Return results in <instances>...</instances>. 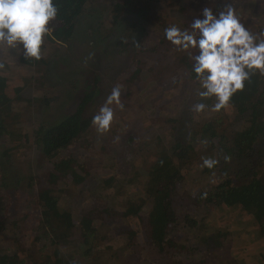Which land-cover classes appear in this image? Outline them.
<instances>
[{"label":"trees","instance_id":"16d2710c","mask_svg":"<svg viewBox=\"0 0 264 264\" xmlns=\"http://www.w3.org/2000/svg\"><path fill=\"white\" fill-rule=\"evenodd\" d=\"M97 1L53 0L58 7V15L51 25L50 37L64 47L77 38L81 22L85 18L94 19L90 26L93 31L83 32L84 35H90V38L94 37L83 50L85 56L93 62L94 70L87 71L86 89L81 95L77 94L73 109L58 120L41 121L30 130L22 131L19 127L24 122L25 114L18 111L19 104L24 107L28 104L29 109L31 106H39L40 113L43 114L53 104L58 106L61 96L54 91L55 98H50L49 92L36 99L26 98L23 97L22 89H19L17 95L22 97H15L13 94L10 97L5 91L6 79L0 77V140L4 145L0 147V242L11 231L16 232L19 227L29 224L31 210L39 211L31 218L34 221L31 230L33 240L22 243L16 239V247L13 242L7 245L4 242L0 247V264H27L29 260L31 264H75L71 260H60L61 256L57 255L42 258L41 254L47 250L62 253L67 251V256L77 252L90 261L94 258V264H99L95 247H102L114 239L117 244L124 246L123 250L128 252L129 260L143 259V252L148 247L156 252L161 264H219L206 258L209 248L216 245L221 255L223 249L219 243L223 244L225 238L231 239L235 233L240 235L238 228L246 223L254 221L264 230V176L261 173L264 169V75L257 72L251 76L245 82L244 90L238 91L230 99L228 107L232 109V119L237 123L235 130H224L221 127L222 119L210 120L198 125L188 135V141L175 139L170 148L159 147L156 155L149 161L150 153L142 154L145 160L141 168L133 159L140 153L138 135H129L130 128L122 129L125 125L117 122L121 119L115 113L116 119L106 134L115 139L122 134L121 143H125L124 149L127 150L123 154L119 153V156L123 155L124 162L132 169H120L118 173L107 172L100 175L98 169L92 168L103 166L102 158L114 166L116 155L111 149L112 139L104 144L99 142L92 118L105 103L114 86H123L122 89L127 91L126 99L133 98L135 91L144 89L145 85L146 90L153 86H156L154 90H158L169 85V76H174L179 83L181 78L185 82L195 83L199 89L197 93L203 89L196 80L194 62L189 59L188 53L178 50L164 35V30L171 25H176L181 30H191L190 23L176 19L162 24L163 31L151 47L146 49L141 44L135 49L131 40L138 29L145 31L147 26L148 20L137 14L143 13L132 9L129 0L117 1L110 12L102 11L99 7L106 6ZM221 1L213 4L214 14L220 11L217 4ZM246 1L252 12H255L245 17L248 23L242 17L245 27L254 34L264 32V0ZM212 2L213 0H183L181 13H184L181 17L186 16L188 4L194 3L197 11L193 16L203 19V8L210 7ZM135 6L140 7L137 4ZM131 15L133 18L130 19ZM105 29L109 31V35L103 37ZM105 40H109V43L103 51L95 56L89 52L90 47L96 52L97 45ZM109 44L113 47L112 50H108ZM74 47L80 48L78 44ZM192 51L196 54L198 50ZM127 52L129 57L120 65L118 60H122L123 54L126 55ZM145 53L147 54L144 55ZM30 63L34 65L36 61ZM50 67L46 65V70H51ZM103 67L105 70L107 68L109 71L119 72L123 76L122 81L115 78L106 89L110 82L106 83L102 79ZM197 93V103H205L209 108L215 104V97L201 100ZM194 117L195 113L190 119ZM116 123L121 124L120 132L115 129ZM204 140L208 144L202 152L194 143L202 145ZM20 151L38 152L42 166L46 169L45 183L37 176L15 175L12 172L16 153ZM225 155L231 157L230 162H225ZM201 157H212L219 163L211 170L201 168ZM197 159L201 161L193 166ZM145 163L146 166H143ZM102 166L101 168L104 167ZM236 169L238 171L233 172ZM203 170L206 172L203 173ZM206 176H211L216 182L211 185L210 192L204 191L197 196V203L206 204L209 214L210 211L218 213V207L234 208L240 211L237 217L241 220L218 221L214 217V234L200 237L201 247L199 245L196 248L201 251V257L190 259L189 257H194V249L189 245V234L192 230L201 232V228L208 225L209 218L198 220L187 214H179L174 206L175 197L184 188V183L198 181L196 178H199V182L204 181ZM73 184L88 185L90 192H94V204L83 209L80 215L69 208L73 198L67 190ZM130 185L137 187L138 190L132 196L138 197H131L129 201L126 195L130 191ZM28 189L34 192L30 198L23 195ZM205 192L207 196L202 198ZM30 201L35 206L34 209L24 205ZM118 201L128 202L129 206L124 211L108 207L110 202L115 204ZM14 203L18 211L11 209ZM25 208L31 209L29 215L24 214ZM245 216L247 219L243 220ZM119 222H125L126 226L119 229ZM232 244H226L228 250H235ZM213 253L216 257L219 256L217 249ZM234 257L238 263L247 260L239 254ZM263 260L264 256L258 254L256 263L262 264Z\"/></svg>","mask_w":264,"mask_h":264},{"label":"rangeland","instance_id":"374dc122","mask_svg":"<svg viewBox=\"0 0 264 264\" xmlns=\"http://www.w3.org/2000/svg\"><path fill=\"white\" fill-rule=\"evenodd\" d=\"M117 1L119 0H98L97 2H101L106 6V8L99 7L102 11L110 12ZM216 1L219 0H213L211 3V9ZM129 3L132 4V9L134 8L136 10H140L139 12L143 13L140 14L137 12L140 17H142L144 20H148L147 26H145V31L138 29L134 39L131 40V44L135 47V49L141 46V44H143V47L146 46V49L151 47L154 43V40L157 39L158 35L161 33V31H163L161 28L162 24H167L169 21H175L176 19H181L180 21L191 24L194 19H196V16H193L197 11L196 5L191 3L188 4V7H186L187 2L185 5V7L188 9L187 14L183 18L181 17V15L184 13H181L183 10V0H159L158 2L155 0H129ZM226 3H231L233 5L237 14L240 16L241 22L244 25L245 22L243 21L242 17H244L246 20L245 17L253 15L255 12H252L253 10H251L252 8L246 0H222L217 4V8L220 11L223 10V7ZM136 4L140 7L135 6ZM131 18H133V15H131L130 19ZM246 21L248 23V20ZM93 23L94 19L90 17L85 18V21L83 23L81 22V27L77 36L79 39L76 38L77 40L75 39L70 42L71 45L69 44L65 47L64 45H60V43L53 41L49 34L47 37H45V43L42 49L43 57L39 61L25 58L22 45L19 46V50H10L7 48L0 49V61L5 63V68L0 70V77L3 80L6 79L5 91L8 96L12 94L15 97L19 96L17 95V91L19 89H22L23 97L26 98L34 97L36 99L47 94V92L52 95H49L50 98H55L56 95H54V91L59 93L61 96L60 104L58 106L57 104H53L48 110H45L46 112L43 114L40 113L41 107L39 106L36 108L31 106V109H29L30 106L28 104H26L25 107L19 104L18 111H21L25 114L24 122L20 125L21 127H19V129L22 131L28 129L30 130L36 125V123H40L41 121L58 120L66 112L74 108L73 103L74 99L77 97V94L81 95L83 90L86 89L88 80L87 71L93 69V62L89 60L87 56H85L83 51L87 48V42L91 41V38H94L88 37L90 35H84L83 32L85 30H90V32L93 31V29L90 28ZM150 23L152 24L150 25ZM107 35H109V31L105 29L102 36L106 37ZM108 43L109 40H105V42L102 44H98L95 50L96 52H94L93 48L90 47L89 52L95 56L96 54L103 51ZM76 44H78L80 48H75L74 45ZM72 46L73 48H71ZM112 49L113 47L111 44H109L108 50ZM146 54L147 53L144 55ZM128 57L129 52H127L126 55L123 54L122 60H118V63L122 65L121 62H125ZM34 60L36 61V64L33 63L34 65H32L30 62H33ZM46 65H50L51 70H46ZM102 65L103 63L101 66ZM102 71L103 72L101 76L103 81L106 83L110 82L106 89L110 87L111 82L115 78L116 80L119 78V80L122 81L123 76L119 74V72L115 73V71H109L107 68L105 70L104 67L102 68ZM173 77L174 76L167 77L169 85L160 87L158 90H154L156 86L146 90L145 85L144 89L141 88L137 90V92L135 91V94L131 99H126L127 91L122 89L121 101L124 104V110L121 113V110L116 108L115 105L112 106L115 113L120 116L122 121L121 122L117 120V122L125 125L122 127V129L128 130V128H130L129 130H131V132L129 135H138L137 143H140V153H138L139 155L133 159L134 163L140 166V168L142 167L143 160H145V158L141 156L142 154L150 153L148 158L149 161L154 155H156L157 149L159 147L170 148L175 139L188 141V135L194 131L198 125L205 124L210 120L222 119L221 127L228 132L235 130L237 126V123L232 119L231 116L232 109L228 106L218 112L211 111V108L209 107L203 113H195L192 111L193 105L197 103L196 93L199 89L196 88L195 83H191L189 81L185 82L182 78L181 82L179 83ZM77 79L79 82H76ZM194 113L195 117L193 118V121V119L191 120L190 118L193 117ZM118 123L115 124V129L117 132H120L121 124ZM98 136L99 142L101 144H104L107 142V140L112 139L111 149L115 152L114 155H116V157L114 159L115 161L113 162L114 166H111L110 163L105 161V158H102V161H104L103 166L105 168L101 165L103 168H101V166H95L92 169H98V173L100 175H105L107 172L118 173L120 169L121 171L128 170L127 168L131 170L132 167L124 162V156H119V153L123 154L127 150L124 149L125 143H121L122 139L120 138L122 134L119 136L118 142L115 138H111L106 133L103 135L98 134ZM2 146L4 145L0 140V147ZM194 146L198 147V150H202L203 152L207 145H197L194 143ZM142 149L144 150L142 151ZM15 158L16 162H14L12 168V172L15 173V175L30 174L39 177L43 183L46 182V169L42 166L41 157H38V152L20 151V153H16ZM199 161L201 160L197 159L193 166L198 165ZM143 166H146V163ZM237 171V169L236 171L233 170L235 173ZM202 172L204 173L206 171L203 170ZM263 172L261 173L264 176ZM200 175L201 174H199V176ZM196 176H198V174ZM206 177L207 179H204V181L199 182V178H196L198 181L190 180V182L184 183V186H182L184 188H182L180 193L175 197L174 206L177 208L179 214H187L190 217H194L195 219L197 218L198 220L209 218L208 225H205L203 228H201V232L192 230V232L189 234V245L194 249L192 252L194 257H189L190 259H195V257L199 259L201 257V251L196 250V248L198 249L199 245L201 247L200 237L214 234L215 230L213 224L215 222L212 223L214 217L218 221L235 219V222H237L238 220H241L239 217H237V213L240 211L235 210L234 208L226 206L218 207V213L215 212L217 214L212 213V211H210L211 213L209 214L206 204L197 203V196L204 191L210 192L212 189L211 185L216 182L211 176ZM87 186L88 185L84 184H80L79 186L73 184L69 187V190H67V192L71 194L73 198L69 208L72 209V211L75 210V213L78 215L81 214L83 209H86L94 204V192H90ZM137 190V187H132V185H130V191H127L126 199H129L130 201L131 197L137 198L138 196H132V193L134 195ZM33 193V191L31 192L28 189L25 190L23 195H26L30 198V196L32 197ZM24 205L29 206L31 209L35 208V206L31 204V201ZM103 205L108 206V204ZM138 205L140 204L138 203ZM128 206V202L125 203L122 201L119 203L118 201L115 204L110 202V206L108 207L112 209L116 208L118 211H124ZM212 207L214 208V206ZM29 208H25V210H23L24 214L29 215L31 210ZM11 209H13V211H18L16 208V203H14ZM21 212L22 211H20V213ZM37 212L39 213L38 210ZM37 212L35 209L34 211L31 210V216L29 217H35ZM31 218L28 221L29 224H24L23 226L19 227L20 229H17L16 232L11 231L7 238L2 239L0 242V247L4 244V242H6L7 245L11 244L12 242L14 243V240L16 239L22 243L33 240L34 236L32 237L31 230L34 221H32ZM14 219L16 220V218ZM246 219L247 217L245 216L243 220ZM117 225L119 229H123L125 222H119ZM230 228L231 226L229 229ZM240 228H238L240 235L237 236L235 233L231 239L225 238V242L223 244L219 243L223 249V253H221V255L218 252L217 246L215 245V247L212 246L209 248L210 252L205 254L206 258L211 262L215 261L219 264H257L256 259L258 254L260 256H264V230L260 229L259 225L255 224L254 221L246 223L245 226H240ZM228 242L233 243L232 248L234 247L235 250H228L226 245ZM117 243V240L114 239L110 242H107L106 244H103L102 247H95V255L98 257L99 264H161L159 256L156 254V252L148 247H146L143 252V259L129 260L130 256H128V252L123 250L124 246L122 247ZM211 249L213 250L211 251ZM216 249L217 254H219L218 257H216L213 253ZM236 254L245 256L247 260L245 262L243 261L242 263H238L236 261V257H234ZM54 255H57V257L61 256V258H59L60 260H71V262L73 261L75 264H94V258L92 261H90L77 252H73L71 256H67V251L62 253L57 252V250H47L44 251V254H41V257H52ZM27 264H31L30 260L27 262ZM262 264H264V260Z\"/></svg>","mask_w":264,"mask_h":264},{"label":"clouds","instance_id":"9594fccd","mask_svg":"<svg viewBox=\"0 0 264 264\" xmlns=\"http://www.w3.org/2000/svg\"><path fill=\"white\" fill-rule=\"evenodd\" d=\"M58 15L53 0H0V49L19 50L27 59L39 61L43 57L45 37L51 33V25ZM203 19L196 18L189 29L181 30L171 25L164 30L166 39L178 50L188 53L193 63V72L200 88L197 95L201 100L215 97L211 111L218 112L228 106L232 96L243 91L245 82L259 72L264 75V32L252 33L241 22L231 3L214 14L210 7L202 10ZM192 50H198L193 54ZM5 63L0 61V70ZM122 85L112 88L105 103L92 118V125L98 134L111 130L116 119L113 105L121 111ZM205 103L193 105L192 111L203 113ZM117 142L119 137L116 138ZM207 145L208 141H202ZM201 168L214 169L219 161L212 157H201ZM225 162L231 157L224 156ZM163 162L161 161V164ZM203 193L202 198H206Z\"/></svg>","mask_w":264,"mask_h":264}]
</instances>
